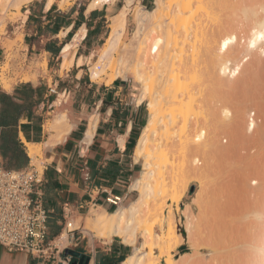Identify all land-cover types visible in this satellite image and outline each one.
Returning <instances> with one entry per match:
<instances>
[{
    "label": "bare ground",
    "instance_id": "obj_1",
    "mask_svg": "<svg viewBox=\"0 0 264 264\" xmlns=\"http://www.w3.org/2000/svg\"><path fill=\"white\" fill-rule=\"evenodd\" d=\"M32 1L0 0V30L9 13L19 14ZM106 1L112 0H93L89 10ZM154 1L146 10L125 0L88 69L92 81L110 85L131 77L141 88L137 104L146 103L148 119L134 151L141 171L129 186L137 196L126 205L120 201L110 213L91 210L81 229L94 239L117 238L125 246L141 240L121 264H159V259L163 264H264V0ZM54 2L47 0V8ZM133 8L127 45L125 17ZM79 38L64 48L65 56ZM89 59L80 58L78 66ZM0 85L10 88L1 71ZM65 102L55 103L57 111L46 125L52 134L43 148L62 143L74 127ZM20 138L36 163L41 145ZM167 179L173 183L168 196L176 204L189 182H198V219L193 222L190 207L184 211L193 254L178 261L172 252L182 238L171 212L160 218V234L142 227L156 198L165 193ZM230 197L247 203L234 207ZM227 208L233 210L231 217ZM65 243L63 233L55 244Z\"/></svg>",
    "mask_w": 264,
    "mask_h": 264
},
{
    "label": "crops",
    "instance_id": "obj_2",
    "mask_svg": "<svg viewBox=\"0 0 264 264\" xmlns=\"http://www.w3.org/2000/svg\"><path fill=\"white\" fill-rule=\"evenodd\" d=\"M92 2L70 0L62 4L61 0H55L47 8V0H34L20 9V60L23 56L27 62L39 58L41 68L29 71L17 68V72L27 73L28 81L17 80L6 90L0 85V92L22 104L14 98V91L28 84L39 89L42 97L36 102L35 95V102L20 109L17 140L23 143L22 136L26 142L46 143L49 134H45L44 124L50 113H56L55 103L60 98H65L62 106L74 127L62 143L43 148V181L35 189L37 200L48 212L46 241L50 240L51 246L45 245V255L39 257L0 245V264H49L50 259V264H78L77 258L62 256L66 249L89 258L88 264H121L138 246V242L132 247L125 246L117 238L95 241L82 234L80 228L72 233L66 229L69 221H78L91 210L112 212L115 207L107 202L108 198L117 197L124 204L133 197L135 193L129 191V186L141 171L140 161L134 160V151L148 119L146 103L137 104L141 89L131 77L105 85L90 79L84 61L80 66L77 64L80 58L85 60L96 52L108 26L110 31L112 18L125 7V0H112L89 10ZM154 3V0H134L133 7L139 5L150 10ZM78 34L75 47L65 56L64 48ZM66 64L69 67L63 69ZM49 88H56V93L51 94ZM63 233L67 235V243L57 250L55 241ZM72 242L74 248H68Z\"/></svg>",
    "mask_w": 264,
    "mask_h": 264
},
{
    "label": "rangeland",
    "instance_id": "obj_3",
    "mask_svg": "<svg viewBox=\"0 0 264 264\" xmlns=\"http://www.w3.org/2000/svg\"><path fill=\"white\" fill-rule=\"evenodd\" d=\"M134 13H135L134 8L127 12L126 29H125V35H124V42L127 45L130 43L131 35H132L133 30H134V17H133ZM8 15H9L8 21L3 26V28L0 30V71L2 72L5 80L8 81L10 83V86H11L17 80H21L23 82H26L30 78L27 75V73L17 72L18 69L26 68L29 71L32 68H41V67H39V65H38L39 58H38V60H35V61L29 60V62H27L25 59V56H23V60H20V57H21V53H20V51H21V46H20L21 45V33L18 31V26H19L20 19L22 18V16L20 13L17 15H15L13 13H9ZM108 24L110 25V21ZM108 33H109V26L107 27V33L104 36V39L99 43V47L96 48V52L92 55L93 57L92 56L89 57L91 60L89 59L88 61H84V64H85L84 68H85V71L87 72V75L89 74V71H88L89 65H91L92 62H94L98 59L99 49L101 47H103ZM43 66H45V63L42 64V67ZM68 67H69V64H66L62 68L67 69ZM42 69H44L43 71L45 72V68H42ZM128 79H131V78H128ZM64 99L65 98H60V100H64ZM67 101L69 104L68 98H67ZM145 107H146V105H145ZM54 115H55V112H52L47 116V121L45 122L44 128H43L45 134H49V138H50L52 133H51V131H48V129H46L47 128L46 125L49 123V120L52 119V117ZM34 139L39 140V138H36V137H34ZM40 141H46V140L42 139ZM224 141H223V144H224ZM21 144H22V148L24 150V153L26 154L24 144L23 143H21ZM226 144H224V145H226ZM43 145L44 144L41 145V153L39 154V157L35 161L36 163H34V162L30 163V159L26 154V157L29 159V165L27 168H25L23 170H27L29 168H35L39 173L42 172L43 169H42L41 164H42V160H43ZM172 158L177 159V154L176 155L174 154L172 156ZM140 163L142 165V161H140ZM229 163L227 162V164H226V162H224V164H226V165H228ZM223 175H225V174H223ZM227 175L228 174L226 173L225 177H227ZM221 177H223V176H221ZM166 182L168 185L166 186L165 193L163 195H161L160 197L156 198L155 210L153 212H150L149 214H147L144 217L142 227H150V228H152L154 233L160 234V231H159L160 222H159V220H160V218L163 219L164 216L168 217L169 216L168 214L171 212V214L174 216V220H175V231L182 238V244L180 246H185V252L183 254L179 251L180 246H178L172 252V256L174 258H176L178 261L180 259H186L193 254V251L189 248V246L187 244V233H186L185 225H184L185 224L184 211L186 210L187 207L188 208L190 207L189 211H191L190 213L193 214V222L196 221V218L198 219V217H199L198 216V209H197V205L195 203L196 194H197V190H198V182L197 181H190L189 182V185L186 189L184 196L182 197V199L177 204L173 203V201L168 196L169 191L173 189V187H172L173 183H172V181H169L168 179ZM175 182L178 183V179ZM170 187L172 189H170ZM227 190H228V192L230 191L229 189H227ZM229 194H230V192H229ZM136 196H137V194L135 193L133 195V197L128 202L124 203V205H126L130 201H132ZM229 199L231 201L230 203L235 205L234 206L232 204H229V205H232L231 209H234V207H237V205H243V204L247 203L246 201L244 203H242L240 200L238 202L233 197H230ZM231 209L227 208V211H228L227 215L229 217H231V215H232L230 213ZM231 211H233V210H231ZM175 215H176V218H175ZM84 217L79 218L78 221H74V220L69 221L72 224L71 228L77 229L76 227L79 226L82 234H85V236H88L89 238H91L95 241H98L97 239H94L90 234L82 231L81 223H82V220ZM144 224H146V225H144ZM194 230H195V226H193V231ZM140 242H141V240H138V245L140 244ZM45 245L48 247L51 246L50 240H47ZM56 246H57V250L62 249V245H56ZM58 246H59V248H58ZM68 248H74L73 242L70 243ZM55 251L56 250L53 251L54 254H55ZM153 252L156 255L159 253L158 250H153ZM202 253L204 255L203 254H201V255L204 256L205 258H207L209 255V253H207V252H202ZM63 255H64V252L62 253V256ZM51 262H52V259H50L49 264ZM163 263H164V261L162 259H159V264H163Z\"/></svg>",
    "mask_w": 264,
    "mask_h": 264
},
{
    "label": "built area",
    "instance_id": "obj_4",
    "mask_svg": "<svg viewBox=\"0 0 264 264\" xmlns=\"http://www.w3.org/2000/svg\"><path fill=\"white\" fill-rule=\"evenodd\" d=\"M51 94L56 88H49ZM65 93V92H64ZM42 172L35 168L10 170L0 156V245L8 250L28 252L42 257L48 235V212L37 200L36 187L42 184ZM107 202L115 208L117 197ZM69 233L75 231L66 224Z\"/></svg>",
    "mask_w": 264,
    "mask_h": 264
},
{
    "label": "trees",
    "instance_id": "obj_5",
    "mask_svg": "<svg viewBox=\"0 0 264 264\" xmlns=\"http://www.w3.org/2000/svg\"><path fill=\"white\" fill-rule=\"evenodd\" d=\"M39 102L42 94L39 89H33L30 85H20L14 91V98L22 104H16L11 97L0 92V156L5 160L7 169L20 171L27 168L29 160L22 149V144L17 140L16 126L20 109L24 105L35 102L34 96ZM179 251L183 254L185 246H180Z\"/></svg>",
    "mask_w": 264,
    "mask_h": 264
},
{
    "label": "water",
    "instance_id": "obj_6",
    "mask_svg": "<svg viewBox=\"0 0 264 264\" xmlns=\"http://www.w3.org/2000/svg\"><path fill=\"white\" fill-rule=\"evenodd\" d=\"M64 255L77 258L79 260L78 264H88V262H89V258H85L84 256L80 255L79 253H77L73 250H70V249H66L64 251Z\"/></svg>",
    "mask_w": 264,
    "mask_h": 264
}]
</instances>
